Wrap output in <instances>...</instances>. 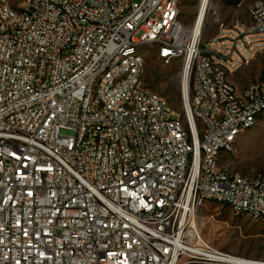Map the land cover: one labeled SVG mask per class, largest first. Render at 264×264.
<instances>
[{
  "label": "built area",
  "instance_id": "built-area-1",
  "mask_svg": "<svg viewBox=\"0 0 264 264\" xmlns=\"http://www.w3.org/2000/svg\"><path fill=\"white\" fill-rule=\"evenodd\" d=\"M182 1L0 0V264H264L194 225L207 201L264 220V172L221 159L264 115V81L232 82L264 0L203 43L209 0L191 26ZM148 45L188 76L181 112L143 82Z\"/></svg>",
  "mask_w": 264,
  "mask_h": 264
},
{
  "label": "rangeland",
  "instance_id": "rangeland-1",
  "mask_svg": "<svg viewBox=\"0 0 264 264\" xmlns=\"http://www.w3.org/2000/svg\"><path fill=\"white\" fill-rule=\"evenodd\" d=\"M262 0H209L205 13V27L201 42L215 33L214 18L229 23L232 20L249 22V11ZM199 0H183L179 7V20L191 26L199 10ZM188 21V22H187ZM145 66L143 82L161 95L175 111L182 110V73L178 60L165 63L159 59L152 46H143ZM258 81H264V52L232 77L238 93ZM179 90L180 100L174 98ZM232 155H224L223 164L235 173L253 175L264 172V116L244 132L236 142ZM195 229L200 238L222 252L246 259L264 261V222L254 221L234 214L226 206L207 201L197 211Z\"/></svg>",
  "mask_w": 264,
  "mask_h": 264
},
{
  "label": "bare ground",
  "instance_id": "bare-ground-1",
  "mask_svg": "<svg viewBox=\"0 0 264 264\" xmlns=\"http://www.w3.org/2000/svg\"><path fill=\"white\" fill-rule=\"evenodd\" d=\"M205 3H206V0H204V2L202 4V10L205 7ZM200 21H201V18H198V21L196 24L197 26L200 24ZM187 82H188V76L186 75V72H184V73H182V86H183V91L185 92V94L187 92Z\"/></svg>",
  "mask_w": 264,
  "mask_h": 264
},
{
  "label": "trees",
  "instance_id": "trees-1",
  "mask_svg": "<svg viewBox=\"0 0 264 264\" xmlns=\"http://www.w3.org/2000/svg\"><path fill=\"white\" fill-rule=\"evenodd\" d=\"M188 22V21H187ZM174 98L177 100V101H179L180 100V92H179V90H174ZM264 116V115H263ZM262 116V117H263ZM227 207V206H226ZM228 209H229V207H227ZM237 215V214H236ZM254 221H257V220H254ZM261 221H263L264 222V220H261Z\"/></svg>",
  "mask_w": 264,
  "mask_h": 264
}]
</instances>
